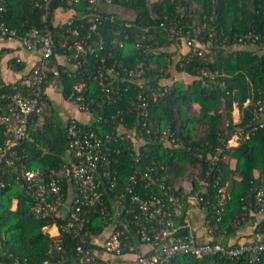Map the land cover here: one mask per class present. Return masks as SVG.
<instances>
[{
  "label": "built area",
  "instance_id": "2783aa9c",
  "mask_svg": "<svg viewBox=\"0 0 264 264\" xmlns=\"http://www.w3.org/2000/svg\"><path fill=\"white\" fill-rule=\"evenodd\" d=\"M54 1L37 0V5L43 10L44 25L33 26L20 36L18 30L10 27L3 19L7 6L6 0H0V35L8 39H19L25 49L38 53L27 82L28 92L22 91L17 84L11 85L10 105L1 116V120L7 126L8 139L0 146V190L11 186L14 181L19 194L31 204L34 215L53 216L59 219L48 228L52 236H59L65 232L78 239L75 263L47 260L43 264H168L170 259L178 254L218 256L227 259L250 257V264H259L260 255L264 253V232L258 239H251L239 245L224 242L225 230H222L221 223L231 194L229 182L226 185H219L222 170L217 169V161L224 147H238L255 131L264 128V95L261 94L257 101L248 98L244 102L245 108L253 105V109L251 119L243 125L240 124L244 112L237 102L234 103L232 112L233 126L224 114L223 129L229 137L220 139L221 147L217 148L214 154L210 153L205 157L202 152L198 153L199 158L207 159V169L203 177L198 179L200 189L196 190L192 187V182L186 179L176 185L178 190L181 188L185 193H172V187L165 183V175H161L157 167L149 166L144 172L134 173L130 177L127 192L118 194L115 192L117 178L114 176L111 179L112 157L115 153L121 152L122 146L131 143L134 149L129 148L130 154L136 153L134 158L136 162H140L141 146L149 140H155V137L151 136L154 134L153 129L150 126L146 129L152 105L169 94L176 81L187 78L184 72H177V67L198 60L199 78L219 87L224 85L220 80L223 73L208 65L213 58L212 52L206 44H201L192 36L189 29L187 30L185 8L178 9L177 15L169 13L155 15L151 10L154 22L141 27L143 32L137 35L134 42L136 50L144 56V60L130 68L114 60L109 53L108 57L112 63L109 64L107 57H102L95 75L101 86L104 108L115 104L117 96L122 95V88L110 84H115L120 77L136 84L134 87L136 96L128 108V111H138L136 125H130L123 109L118 108L115 113L108 115L100 114L97 112V98L89 97L88 93L89 80L92 78L91 74H86L88 59L91 55L99 56L101 51H105L107 36L100 28L110 22L117 24L113 31L115 36L112 43L124 47L126 40L130 38L127 29L136 26L133 17L136 13L124 8L115 9V12L121 14L120 18H127L117 22L116 14L113 12L92 11L82 13L80 16L72 14L59 22L56 18L59 8L53 9ZM103 1L107 5L114 3V0ZM147 1L153 4L160 0ZM88 2L90 5L103 3L101 0ZM77 19L80 22L76 24ZM53 27L62 31V37H55ZM208 27L209 22L205 19L202 24L195 27L194 32L200 35L201 31ZM156 33H164L174 46L168 47L166 43H161L156 38ZM259 37L250 31L238 41L245 46L254 44ZM169 52L173 53L172 56ZM161 55H165L170 66L153 76L149 72L155 69L156 63L150 60ZM61 57H64L66 62H61ZM17 62L21 60L18 59ZM62 72L76 79L78 77L68 100L76 105L78 111L83 114V119L76 117L68 119L66 128L70 142L65 166L61 169H33L27 164L28 153L23 145L29 135L30 124L35 116L41 115L43 105L46 104L47 90L59 87L56 81ZM174 72H177V75ZM189 110L194 112L193 107ZM139 119L142 126L138 122ZM109 123L116 128L112 131L107 129L102 131L95 126ZM159 135L163 143L184 147L179 144L180 138L174 135L170 128L161 130ZM223 158L226 159L227 156L224 155ZM162 168L165 169L164 166ZM140 183L145 189L144 193L135 189ZM211 186L214 189L218 188L213 200L207 197ZM103 189L116 193L111 209L109 202L103 198L101 193ZM10 197L15 203L19 201V195L14 192ZM128 197L133 205H136V209L126 204L129 201ZM251 203L252 207L245 205L246 212L238 223L246 221L249 212L250 214L264 212V182L257 188ZM206 204L212 206L210 217ZM193 206H201L205 210V231L208 237L206 240L198 239L197 229L192 224L190 209ZM93 211L103 215L105 225L102 235L95 239L88 228ZM175 220L178 221V225L174 223ZM3 254L9 260L0 258V264H31L26 260L15 259L9 252L3 251Z\"/></svg>",
  "mask_w": 264,
  "mask_h": 264
},
{
  "label": "trees",
  "instance_id": "16d2710c",
  "mask_svg": "<svg viewBox=\"0 0 264 264\" xmlns=\"http://www.w3.org/2000/svg\"><path fill=\"white\" fill-rule=\"evenodd\" d=\"M101 1L103 3L100 5H90L88 0L78 2L55 0L53 7V9L60 7L74 9L79 14L78 16L92 11L113 12L116 14L117 22L127 20V18H120L121 14L115 12V9L124 8L130 10L131 13H136V16H133L136 26L127 29L130 38L126 40L124 47L112 43L115 36L113 31L117 24L110 22L100 28L107 36L105 51H101L99 56L91 55L88 59L86 74L92 76L89 80L88 93L89 97L97 98L98 113L108 115L115 113L118 108L123 109L130 125H136L138 111H128L136 96L134 88L136 84L121 77L115 84H110V86L115 85L122 88V95L117 96L115 104L104 108L101 86L95 75L102 57H107L109 64L112 63L108 57L109 53L112 54L114 60L130 68L144 60V56L136 50L134 42L137 35L143 32L140 28L154 22L151 10L155 12V15L166 13L177 15L178 9H186L187 30L189 29L192 36L196 37L201 44H206L212 52L213 58L208 65L223 73L220 80L224 84L223 87H219L199 78L198 60L183 67L178 66L177 72H184L190 76V80L184 78L176 81L171 92L152 105L146 129L149 126L153 129L154 134L152 133L151 136L155 137V140H149L141 146L140 162H136L134 158L136 153L135 155L130 154L129 148L134 149L131 143L122 146L121 152L115 153L112 157L111 179L116 176L118 182L115 192L118 194L127 192L130 177L137 171L144 172L149 166L157 167L158 172L165 175V183L172 187V193L184 194V190L181 188L178 190L176 185L186 179H194L195 189H200L198 179L203 177L207 169L205 157L210 153L214 154L216 149L221 147V138L229 137L223 129L224 114L233 126L232 112L234 103L237 102L244 112L240 124L243 125L251 119L253 109V105L245 108L244 102L248 98L257 101L261 94L264 95V0H160L153 4H149L147 0H114L112 5ZM6 6L3 19L10 27L16 28L20 36H23L33 26L44 25L43 10L37 5V0H6ZM205 19L208 20L209 27L201 31L200 35H196L195 27L202 24ZM79 22V19L75 21L76 24ZM52 30L56 38L62 37L61 30L56 27ZM250 31L260 37L254 44L243 46L238 39ZM155 35L161 43H166L168 47L174 46L164 33ZM169 54L172 56L173 53L169 52ZM12 62L15 70L19 71L24 68V64L17 62V59ZM150 62L156 63L155 69L148 71L153 76L167 70L170 66L165 55L152 58ZM77 79L62 72L61 77L56 81L66 99L70 97ZM24 82L6 83L0 76V146L4 145L8 139L7 126L1 120V116L10 105L11 85L17 84L22 91L28 92L29 85ZM126 88L128 90H125ZM45 101L42 114L34 117V121L30 124L29 135L23 145L28 153L26 160L28 166L33 169H61L66 164V153L70 142L66 128L68 120L63 121L56 114L47 97ZM191 107L194 108V112H190ZM41 116H43L42 119ZM138 122L142 126L141 119ZM77 123L82 125L80 121ZM95 126L102 131L103 129L112 131L116 128L112 123ZM166 128H170L174 135L180 138L181 143L179 144L184 147L180 148L161 142L160 131ZM200 152L205 155L204 158L198 157ZM224 155L227 156L226 159L223 158ZM217 162V169L222 170L219 185H226L229 182L231 194L221 223L222 230H225L224 242L239 245L249 239L242 238L243 236L238 233L246 221L240 223L238 221L246 212L245 205L253 206L252 198L257 188L264 182V128L255 131L238 147H224ZM135 189L142 193L145 191L141 183ZM217 189L211 186L207 195L209 200L214 199L213 195ZM16 191L17 185L14 181L11 186L0 190V258L9 260L3 254L4 251L12 254L15 259L26 260L31 264H43L47 260H64L68 263H75L78 239L65 232L59 236H52L48 228L59 219L53 216L37 217L31 211V204L19 194L20 192ZM13 192L19 195V201L16 203L10 197ZM101 193L103 198L109 202V209H111L116 193L107 189H103ZM126 204L136 209V205H133L130 200ZM206 206L210 217L212 206L211 204H206ZM248 217H251L250 212ZM177 222V220L174 221L175 224ZM88 228L94 239L100 237L105 229L103 215L93 211ZM256 231L260 234L264 232V219ZM234 236L236 237L231 242L230 238ZM168 264H250V257L227 259L218 256L199 257L195 254H178L172 257ZM259 264H264V253L260 255Z\"/></svg>",
  "mask_w": 264,
  "mask_h": 264
},
{
  "label": "crops",
  "instance_id": "0c3cea01",
  "mask_svg": "<svg viewBox=\"0 0 264 264\" xmlns=\"http://www.w3.org/2000/svg\"><path fill=\"white\" fill-rule=\"evenodd\" d=\"M72 14H77L74 9L59 8L57 9L56 18L59 22H62ZM0 52L2 55L0 70V76L2 77V79L6 83H18L21 81H25L27 83L29 77L31 76L32 68L37 61L38 53L31 52L25 49L19 39H8L2 37L1 35ZM14 59H20V63L24 64V68L22 70H15V65L12 62ZM60 60L61 62H66V59L64 57H61ZM189 77L190 76L187 75V80L189 79ZM47 92L48 101L51 102L50 104L52 105L54 111H59V113L63 116V121H67L71 117L83 119V114L78 111L76 105L73 102L64 97L60 87L49 88ZM196 173L194 174L196 175ZM193 180L194 179H191L189 181L192 182V187H195V182ZM190 218L193 226L197 229L196 234L198 239L206 240L208 237L205 231L206 213L204 208L201 206H193L190 209ZM262 219H264V212H261L259 214L252 213L251 217L247 218L244 226L239 230L238 233L240 234V236H243L242 238L245 239L248 238L249 240L258 239L261 234L257 233L256 230L260 225ZM235 237L236 236L231 237L230 241H234Z\"/></svg>",
  "mask_w": 264,
  "mask_h": 264
},
{
  "label": "rangeland",
  "instance_id": "374dc122",
  "mask_svg": "<svg viewBox=\"0 0 264 264\" xmlns=\"http://www.w3.org/2000/svg\"><path fill=\"white\" fill-rule=\"evenodd\" d=\"M175 73H177V72H175ZM47 111V110H46ZM42 114V113H41ZM56 114L61 118V119H63V116L59 113V111H57L56 112ZM43 118V116H41V119Z\"/></svg>",
  "mask_w": 264,
  "mask_h": 264
}]
</instances>
